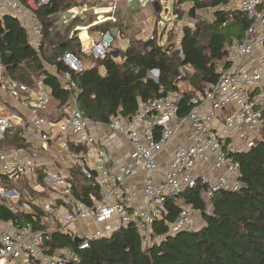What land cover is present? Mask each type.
Masks as SVG:
<instances>
[{
    "label": "built area",
    "instance_id": "1",
    "mask_svg": "<svg viewBox=\"0 0 264 264\" xmlns=\"http://www.w3.org/2000/svg\"><path fill=\"white\" fill-rule=\"evenodd\" d=\"M51 1L0 0V19L8 16L22 24L37 57L41 56L43 34L35 13ZM134 2L142 7L158 4L161 11L162 0H97L70 8L61 22L66 24L87 14L96 18L91 25L114 21L121 3L129 6ZM230 2L224 8L244 13L251 24L244 39L227 46L226 62L215 66V82L191 100V109L183 117L178 116L182 96L174 93L142 102L129 119L115 117L106 125L92 123L77 108L80 91L71 72H80L85 65L73 53L65 52L59 59L67 68L61 75L55 65L45 67L69 93L61 109L51 106L50 93L41 79L32 86L18 82L4 73L0 58V94L8 98L11 107L18 104L27 110L30 117L24 121L0 101V140L19 128L28 145L27 149L0 152V201L22 213L38 209L42 227L0 222V264L76 263L78 254L73 250L49 253L46 243L54 232L79 239L77 251L127 227L134 228L148 245L151 226L167 214L166 202L182 191L199 185L203 200L211 201L218 193L241 189L236 157L260 140L264 119V0H237L236 9ZM101 10L111 15L98 17ZM94 35L90 46L80 45L81 54L103 60L112 52L115 38L110 30L95 31ZM193 73L192 66L182 64L177 80L180 83ZM56 116L59 118L53 120ZM121 140L130 148L129 158L112 164L111 147ZM51 153V168L39 164ZM39 168L48 192L44 197L26 188L1 185L2 181L12 185L20 179L35 181ZM71 169H77L96 189L86 195L87 202L72 193ZM138 199L141 204L133 208L132 202ZM197 214L192 207L182 206L169 224L168 234L192 230ZM81 224L88 231L83 236L69 228Z\"/></svg>",
    "mask_w": 264,
    "mask_h": 264
},
{
    "label": "trees",
    "instance_id": "2",
    "mask_svg": "<svg viewBox=\"0 0 264 264\" xmlns=\"http://www.w3.org/2000/svg\"><path fill=\"white\" fill-rule=\"evenodd\" d=\"M189 1L195 10L211 8L213 20L203 24L205 27L200 22L195 29L184 28L178 49L170 43L160 44L155 28L151 37L135 42L137 45L129 42L125 51L114 49L103 60L90 58L96 64L94 67L71 72L80 91L77 108L87 120L106 125L115 117L129 119L142 102L174 93L182 96L178 116L183 117L191 109V100L215 82V66L226 62L227 46L234 40L244 39L251 22L244 13L224 8L230 0ZM183 2L185 0H179V4ZM84 4L88 2L52 0L35 13L43 34L40 57L30 46L27 31L20 22L8 16L0 19V58L4 73L29 86L41 79L50 93L51 106L59 109L67 102L69 93L45 67L55 65L58 75L67 71L59 61L65 52L73 53L84 63L85 56L81 54L75 34L68 37L73 24L79 23L78 19L92 22L94 17L76 18L67 26L60 23L70 8ZM172 10L176 15V5ZM159 13L160 8L157 15ZM118 24L119 18H116L114 23L100 24L93 29L107 31ZM6 32L11 34L7 44L2 41ZM262 49L264 52V45ZM117 58L119 62L114 61ZM182 64H189L194 70L182 80L188 83L185 90H180L177 80ZM100 66L104 74L99 73ZM152 72L157 73L155 79L151 77ZM4 146L5 149L28 148L19 128L7 132L0 140V148ZM236 160L240 167L239 191L215 195L210 201V211L201 196V186L182 191L177 198L166 202L167 214L151 226L152 238L148 245L142 242L134 228L127 227L109 237L93 240L87 249L77 251L70 234L54 232L46 243L49 253L59 249L73 250L78 254V261L73 264H264V119L260 140ZM36 174L33 185L27 179H20L16 185L2 181L1 185L8 189L26 188L31 194L44 197L48 192L42 182V169L36 170ZM71 180L75 198L87 202L86 195L96 189L77 169H71ZM182 206L192 207L199 214L201 225L169 235L168 226L175 221ZM32 217L37 220L33 221ZM40 217L38 209L22 213L0 201L2 223L12 221L18 227L30 224L39 229L42 228L38 223ZM155 237L159 241H153Z\"/></svg>",
    "mask_w": 264,
    "mask_h": 264
},
{
    "label": "rangeland",
    "instance_id": "3",
    "mask_svg": "<svg viewBox=\"0 0 264 264\" xmlns=\"http://www.w3.org/2000/svg\"><path fill=\"white\" fill-rule=\"evenodd\" d=\"M81 1V0H78ZM97 0H87L88 4H92ZM124 5L123 3H121ZM136 3H132L131 6H134ZM176 5V15L173 14V6ZM121 6V5H120ZM119 6V7H120ZM132 8V7H131ZM115 14V13H114ZM109 14L106 10H101L98 14V17L102 16L107 18ZM113 15V14H112ZM159 15V16H158ZM151 14L149 17L148 24L142 25L141 21L138 17V12H134L131 16H128L127 22L128 26L122 31L121 36H117L115 38L114 49L125 50L126 46L129 45V42H139L147 37H149L152 33H154L155 28L157 29V35L159 40L162 44L170 43L174 46V49L178 47V42L180 39V35L184 28H194L197 24L201 22V25L205 27L209 22H211L213 17V10L211 8L202 9V10H195L191 2L189 0H185V2L179 5V0H162L161 11L159 14ZM153 16H155L153 18ZM94 20H96L95 16ZM151 18V19H150ZM114 19V17H113ZM132 19V23H131ZM116 20V19H115ZM156 20H159L156 24ZM113 22V21H111ZM120 24H124L125 18H119ZM157 25V26H156ZM137 45V43H135ZM121 48V49H120ZM152 78H156V74H151ZM182 90L188 88V83L186 81L179 84ZM6 147H1L0 152L5 151ZM32 185L35 181H29ZM206 204L207 211H210L211 202L204 200ZM201 225V218L199 214L196 216V224L193 229L199 228ZM71 230L75 229L77 235L83 236L87 234V230L85 229L84 225H75L69 227ZM192 229V230H193ZM158 238H153V241L157 240Z\"/></svg>",
    "mask_w": 264,
    "mask_h": 264
},
{
    "label": "crops",
    "instance_id": "4",
    "mask_svg": "<svg viewBox=\"0 0 264 264\" xmlns=\"http://www.w3.org/2000/svg\"><path fill=\"white\" fill-rule=\"evenodd\" d=\"M88 1L90 2V0H88ZM134 3H136L134 6H131V4L129 6H125V5L120 4L121 6H120L119 10L117 12H115V14L113 15L114 21L111 22L110 20H107V21H105L103 23H100V24H104V23L106 24V23H110V22L114 23L116 21L115 20L116 18H125L126 22H124V24H118V26L116 27V29L118 30L117 36H121L122 31H124V29L128 26V22H127L128 16H131L134 12H138V17H139V20L141 21L142 25L148 24L147 21H149L148 18L151 17V14H153V13L157 14L158 13L155 10V6L154 5H146V6L142 7L137 2H134ZM230 3H231V6L233 7V9L237 8V0H231ZM88 17H93V15L87 14L83 18L86 19ZM154 17L155 16H153V18ZM63 18L64 19L66 18V13L63 15ZM78 20H79V23L73 24L71 32H70L68 38H71L75 34V37L78 39L80 45L84 44V45L90 46L93 43L94 38H95L94 32L97 31V30H94L93 28H95V26H98L100 24L91 25L94 22V20L92 22H86V21L83 22L82 19H78ZM211 20H213V19H211ZM60 23L63 24L62 22H60ZM68 23L63 24V25L67 26ZM131 23H132V19H131ZM157 23H158V21L156 20V24ZM151 35H153V33ZM151 35L149 37H151ZM149 37H147V38H145L143 40H146ZM181 38H182V34L180 35V39H179V42L177 44L178 46H179V44L181 42ZM89 43H91V44H89ZM127 46L125 48H127ZM176 49H178V47ZM125 50H123V51H125ZM119 60H120V58L114 59L115 62H119ZM84 65H85V69L84 70H88V69L94 67L96 64L91 62L90 57H86L85 56ZM98 71H99L100 74H104L103 67H101V66L98 67ZM179 88H180V86H179ZM180 90H182V89L180 88ZM33 99H34V97L31 98V102H33ZM0 101H3L6 104V107L10 108L12 112H15L16 114L21 116L24 119V121H28L29 120L30 117H29L28 111L23 109V108H21L18 104L14 108L11 107L10 104L7 102L8 98L4 94H0ZM129 154H130V148H129L128 144L124 140H121V142H119L116 146H112L111 147V155H112V160H113L112 164H114V163L122 164V163L126 162L128 160V158H129ZM53 155H54L53 153H51L49 156L45 155L43 157L44 160L41 159L39 164H43V165L45 164V165H47L48 167L51 168V166L53 164ZM45 165H44V167H45ZM132 203H133V208H135L136 206H139L141 204V200L138 199V201H134ZM88 229H90V230L92 229L93 230L94 227L93 228L89 227Z\"/></svg>",
    "mask_w": 264,
    "mask_h": 264
},
{
    "label": "water",
    "instance_id": "5",
    "mask_svg": "<svg viewBox=\"0 0 264 264\" xmlns=\"http://www.w3.org/2000/svg\"><path fill=\"white\" fill-rule=\"evenodd\" d=\"M154 6H155V10H156L157 12H159V5H158V4H155ZM110 33L112 34V36H113L114 38H116V37H117L118 30H117L116 28L110 29ZM10 39H11V34H10L9 32H6V33L3 35V37H2V41H3V43H5V44H7V43L9 42ZM6 56H9V54L7 53ZM73 244H74V246H77V245L79 244V239L74 238V239H73Z\"/></svg>",
    "mask_w": 264,
    "mask_h": 264
}]
</instances>
